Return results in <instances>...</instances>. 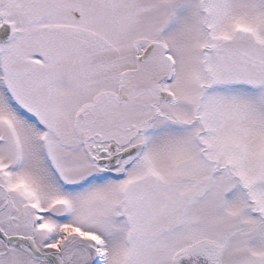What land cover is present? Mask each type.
<instances>
[{"label": "snow or ice", "instance_id": "6c2138e0", "mask_svg": "<svg viewBox=\"0 0 264 264\" xmlns=\"http://www.w3.org/2000/svg\"><path fill=\"white\" fill-rule=\"evenodd\" d=\"M0 264H264V0H0Z\"/></svg>", "mask_w": 264, "mask_h": 264}]
</instances>
